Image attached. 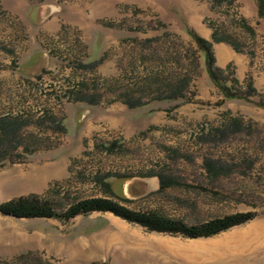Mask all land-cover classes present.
Here are the masks:
<instances>
[{
	"label": "rangeland",
	"instance_id": "obj_1",
	"mask_svg": "<svg viewBox=\"0 0 264 264\" xmlns=\"http://www.w3.org/2000/svg\"><path fill=\"white\" fill-rule=\"evenodd\" d=\"M42 6L56 9V31L39 24ZM239 12L238 0L216 9L211 0H0V118L29 122L8 136L0 126V204L36 195L62 215L104 197L189 227L257 213L201 239L110 212L71 220L0 213V264H264V107L232 103L250 108L245 116L225 110L227 101L199 102L208 73L186 31L202 36L213 22L245 46ZM44 54L47 68L28 74ZM182 79L187 102L158 99ZM130 98L143 105L129 109ZM152 172L169 186L160 190ZM128 178L147 181L148 191L126 193Z\"/></svg>",
	"mask_w": 264,
	"mask_h": 264
},
{
	"label": "trees",
	"instance_id": "obj_2",
	"mask_svg": "<svg viewBox=\"0 0 264 264\" xmlns=\"http://www.w3.org/2000/svg\"><path fill=\"white\" fill-rule=\"evenodd\" d=\"M227 1L228 0H211L212 8H221ZM257 1L260 16L264 19V0ZM229 3H232V1ZM238 23L239 24L237 25H242L245 30L253 33L244 20H239ZM209 27L213 29L212 39L210 41L204 39L190 28H186V31L197 44L200 54L205 62V68L209 78L224 97V99L216 105L220 106L226 101L242 100L256 105L257 107H264V100L258 103L253 102L252 97L257 94V91L253 88L250 82L243 86L239 80L235 78L231 67H228L225 70L216 67V57L213 50L214 43H227L239 53L244 52V46L233 34L228 33L222 27H218L215 23L211 22ZM48 57L50 58V56ZM189 84L190 81L182 79L179 85H172L168 92H166L164 96H160L158 99L180 100L182 103H185L188 101L185 89L189 86ZM133 99L135 98H130L124 102L129 109H136L143 105L141 100ZM47 120L52 121L53 123L57 122L54 119L48 118V116H46L42 122L45 123ZM26 124L28 125L29 122L20 121L18 118H13L11 116H4L3 118H0L1 130L6 134V136L17 132ZM55 125L58 126L59 124L56 123ZM4 161L5 159L0 156V164H3ZM206 163L208 171H211L209 170V166H212L211 162L208 161ZM213 170L215 171L216 167ZM150 175L158 177L160 181V190L169 186L166 182L167 179L163 176V174H156L155 172H152ZM131 179L133 178H128L127 180ZM118 199L123 202H130L127 198ZM93 212H110L115 216L120 217L129 223L139 225L148 231L180 235L190 239L213 237L231 228L248 223L257 217V213L254 212L240 213L215 219L203 225L189 227L183 221L169 219L158 212L134 211L114 199L104 197L83 200L71 206L69 210L62 215H59L56 212L55 205L51 201L36 195L19 197L0 204V213L2 215L14 217L16 219L59 218L71 220L75 217L81 215L86 216Z\"/></svg>",
	"mask_w": 264,
	"mask_h": 264
},
{
	"label": "crops",
	"instance_id": "obj_3",
	"mask_svg": "<svg viewBox=\"0 0 264 264\" xmlns=\"http://www.w3.org/2000/svg\"><path fill=\"white\" fill-rule=\"evenodd\" d=\"M121 2V0H119ZM239 13L247 26L253 33H245L243 40L245 41L244 52H237L231 45L227 43H214L213 50L216 57V67L220 69H227L231 67L236 79L239 80L241 85L245 86L247 83H251L253 88L256 89L257 95H264V19L260 16L259 5L257 0H238ZM110 6V3H109ZM111 7V6H110ZM109 9V7H108ZM93 18L95 14L93 13ZM51 19V18H50ZM46 20L43 24V31L52 32L56 31L55 25ZM190 20V24H191ZM193 25V23H192ZM213 29L206 28L204 34L201 36L206 40H211ZM199 102L218 103L221 102L224 97L213 84L211 79L206 76L199 87V93L196 96ZM252 100L254 98L252 97ZM242 102V100L227 101L224 105L228 108L225 110H233L240 112L245 116L251 111L250 108H246V112L241 110V106L237 108L232 103ZM242 105V104H240ZM116 108H114L115 110ZM120 111H126V108L120 107ZM183 109H180V113H183ZM200 116V115H199ZM117 122L114 121L113 126Z\"/></svg>",
	"mask_w": 264,
	"mask_h": 264
},
{
	"label": "water",
	"instance_id": "obj_4",
	"mask_svg": "<svg viewBox=\"0 0 264 264\" xmlns=\"http://www.w3.org/2000/svg\"><path fill=\"white\" fill-rule=\"evenodd\" d=\"M56 9H54L53 7L51 6H42L39 8V11H38V19H39V24H43L46 20H48L51 15L54 13ZM48 55L47 54H44L41 59L35 63L30 69L31 71L28 72V74L30 75H33L35 77H38L42 71L44 69L47 68L48 66V63H49V59H48ZM140 179V178H139ZM141 183L138 179L134 178L132 180H129L126 182V193L127 191H131L133 190V186H140ZM158 184V182H156ZM148 183L147 181L144 182V184L142 186H140V191H142V193H146L148 191ZM137 188V187H136Z\"/></svg>",
	"mask_w": 264,
	"mask_h": 264
}]
</instances>
